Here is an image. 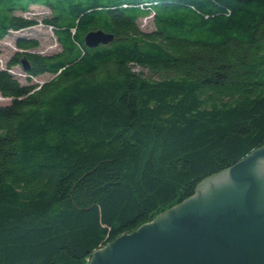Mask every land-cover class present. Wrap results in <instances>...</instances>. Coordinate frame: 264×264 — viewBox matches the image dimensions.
Instances as JSON below:
<instances>
[{
    "label": "trees",
    "instance_id": "16d2710c",
    "mask_svg": "<svg viewBox=\"0 0 264 264\" xmlns=\"http://www.w3.org/2000/svg\"><path fill=\"white\" fill-rule=\"evenodd\" d=\"M33 4L60 49L0 69V264H88L264 145V0H0V39Z\"/></svg>",
    "mask_w": 264,
    "mask_h": 264
},
{
    "label": "water",
    "instance_id": "95a60500",
    "mask_svg": "<svg viewBox=\"0 0 264 264\" xmlns=\"http://www.w3.org/2000/svg\"><path fill=\"white\" fill-rule=\"evenodd\" d=\"M83 39L95 48L113 38L98 29ZM225 169L202 179L187 200L95 250L88 264H264V145Z\"/></svg>",
    "mask_w": 264,
    "mask_h": 264
},
{
    "label": "rangeland",
    "instance_id": "374dc122",
    "mask_svg": "<svg viewBox=\"0 0 264 264\" xmlns=\"http://www.w3.org/2000/svg\"><path fill=\"white\" fill-rule=\"evenodd\" d=\"M19 16L27 17L36 23L34 25H29L27 27L17 30H11L8 35L4 38L0 39V69L7 70L8 73L15 79H18L21 85L26 83L28 84H41L44 81H48L50 75L49 74H39L36 77L29 78L30 81L26 79H22L21 77L24 75L25 71L22 70L20 64L12 65L11 68L5 67L7 63L11 60L18 47L16 46L15 40L19 39H31L38 42L37 47L35 49H28L27 51H32V53H38L41 55L48 56V54H52L53 52H58L60 47L55 40V35L53 32V28L51 26L44 24V19L48 17L49 10L42 5L33 4L30 5L28 10L21 13H16ZM152 14L145 16V18H139L136 21L139 28L143 31H150L153 29ZM133 71H141L145 76L150 75L152 78H157L156 75L149 74L148 71L144 70L138 65L133 66ZM9 101L8 98L2 97L0 95V105H5Z\"/></svg>",
    "mask_w": 264,
    "mask_h": 264
},
{
    "label": "built area",
    "instance_id": "2783aa9c",
    "mask_svg": "<svg viewBox=\"0 0 264 264\" xmlns=\"http://www.w3.org/2000/svg\"><path fill=\"white\" fill-rule=\"evenodd\" d=\"M28 74L24 73V75L21 77L22 79H26ZM29 78H32V76H28Z\"/></svg>",
    "mask_w": 264,
    "mask_h": 264
},
{
    "label": "bare ground",
    "instance_id": "6f19581e",
    "mask_svg": "<svg viewBox=\"0 0 264 264\" xmlns=\"http://www.w3.org/2000/svg\"><path fill=\"white\" fill-rule=\"evenodd\" d=\"M26 71V70H25Z\"/></svg>",
    "mask_w": 264,
    "mask_h": 264
}]
</instances>
